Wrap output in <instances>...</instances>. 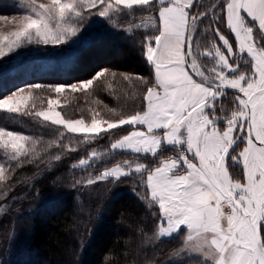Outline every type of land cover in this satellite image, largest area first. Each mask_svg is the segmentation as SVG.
<instances>
[{
    "label": "snow or ice",
    "instance_id": "6c2138e0",
    "mask_svg": "<svg viewBox=\"0 0 264 264\" xmlns=\"http://www.w3.org/2000/svg\"><path fill=\"white\" fill-rule=\"evenodd\" d=\"M26 6V14L19 17L0 16L18 24L16 30L0 34V56L6 55L5 44L9 52L28 43L63 44L77 36L79 25L92 12L113 27V16L134 6L155 13L147 29L158 34L143 42L152 78H140L145 91L138 110L115 121L93 116L89 124L83 118H63L55 110L60 101L49 99V109L34 115L83 135L85 143L132 127L111 143V149L150 155V164L125 160L86 183L136 174L149 206L157 208L158 238L186 232L185 249L202 253L203 264H264V0H217L210 6L199 0H26ZM209 17L212 22L205 31H211L219 45L214 40L202 43L196 35L198 25ZM217 23L234 35L238 50ZM125 30H132L131 25ZM96 39L83 37L77 45L88 47ZM68 56L73 58L72 53ZM108 71L79 84H57L53 90L87 91ZM27 99L13 93L0 99V109L21 113ZM29 139L0 127V145L14 150L10 159L16 167L33 162L25 150ZM168 148L174 154L164 156ZM97 156L92 151L73 167H89ZM230 168L238 170L239 178ZM4 172L0 164V180L6 179Z\"/></svg>",
    "mask_w": 264,
    "mask_h": 264
},
{
    "label": "trees",
    "instance_id": "16d2710c",
    "mask_svg": "<svg viewBox=\"0 0 264 264\" xmlns=\"http://www.w3.org/2000/svg\"><path fill=\"white\" fill-rule=\"evenodd\" d=\"M0 6L1 13L9 12L5 4ZM125 13L113 16L116 27L107 19L97 24L90 37L98 39L90 46L77 45L74 50L67 47L74 51L69 63L55 62L39 74L34 69L4 73L0 84L5 87L0 90V97L11 91L7 84L30 74L22 85H41L33 90L36 103L45 106L49 98L61 95L59 109L67 118L98 116L118 120L133 114L145 91L140 78H152L143 42L157 33L136 27L139 21L154 16V12L134 6V10ZM130 25L132 30L126 31ZM103 69L109 71L87 91L74 93L66 88L56 94L53 90L57 84H79L91 79ZM229 96L232 91L228 90ZM26 112L0 111V125L31 134L38 141L39 151L32 163L14 169L9 178L10 189L5 188L7 182L0 184V196L7 192L9 203V210L0 216V264H203L196 258H170L183 244V231L157 241V208L149 206L138 175L121 177L117 188L95 206L81 200L79 186L106 168L125 160L150 164V155L111 149V143L130 127L118 128L85 143L83 135L46 122L33 111ZM92 151L98 156L89 167H73ZM171 151L168 148L163 155L170 156ZM56 156L60 159H54ZM236 170L230 168L239 178ZM16 196L20 199L12 202Z\"/></svg>",
    "mask_w": 264,
    "mask_h": 264
},
{
    "label": "rangeland",
    "instance_id": "374dc122",
    "mask_svg": "<svg viewBox=\"0 0 264 264\" xmlns=\"http://www.w3.org/2000/svg\"><path fill=\"white\" fill-rule=\"evenodd\" d=\"M216 2H217V0H199V3L209 5V6L212 3H216ZM2 3L5 4L9 8V12H7V13H1L0 12V16H8L9 18H11L13 16L19 17L21 15L26 14V12H27L26 0H0V4H2ZM196 10L205 11L206 9H204V8H199V9L194 8L193 9V11H196ZM218 11H219V9H217V12ZM104 19H106V18L97 15L95 12H92L91 14H86V18L79 25L80 32H78L77 36L71 38L70 40H67L63 44L55 45V44H51V43L50 44L28 43V44L22 45L19 48H14V51H11V52L8 51L7 45L5 44L3 47H4V51H5L6 55L0 56V79L2 78V75L4 73L17 74L21 70L24 71V70H33L34 69L35 72L37 74H39V72H41L43 70H47L55 62H60L63 64L69 63L70 61H72V59L69 58L68 54L74 53L73 50H74V47L75 48L77 47V41L83 37H90L91 34L93 33L94 27L97 26V24H100V22L104 21ZM211 22H212L211 17H209L208 19H205L202 24H199L196 35L202 43L207 44V43L214 40L215 43H217L219 45V44H221V42L217 38L214 37V34L211 31H207V32L205 31V29H208L209 24ZM142 23L144 26H142L141 28L147 29V25L149 23V18L139 21L137 25H140ZM215 26L221 28V30L224 33V35L226 36V38H228L230 43L233 44L234 50H237L236 42H235L234 38L232 37V34L229 32V30L223 24H220V23H217ZM17 27H18V24H16L15 22H10V20L9 21L0 20V34H7L11 31L16 30ZM69 46H71L70 48L73 50L68 49L67 47H69ZM63 47H65L67 49L66 52H64V49H62ZM111 51H113V50H111ZM201 59L206 64L210 63L208 61L207 57H201ZM22 75H24V74H22ZM30 76H31L30 74H27L26 76H23L24 78H22V79L17 78L16 80L7 84L9 87H11V91L9 93L1 96L0 99L6 97L8 95H11L13 93H16L17 95L27 96L28 99H27L26 104L21 105V109H22L21 113L26 112L28 110L33 111V113L47 111L49 109L48 100L49 99H57L60 101V104H59V106L56 107L55 110L60 111L59 107L62 104V99L60 98L61 95L54 97V98H49L47 100L45 106H41V104L36 103L38 101V99H37V96L34 95V93H33V90L35 88H30L29 87L30 85H27V84L22 85V84L26 83L24 81V79L27 77H30ZM4 87L0 84V90H3ZM20 89H23L24 91L23 92L18 91ZM29 92H31L30 96L28 95ZM228 99H231V96H229ZM228 99H225L224 103H225V106L229 107V110H231V105L228 103ZM0 111L8 113L4 109H0ZM26 113H28V112H26ZM29 113H32V112H29ZM9 114H17V113H9ZM61 114H62L63 118L70 119V118L65 117L62 112H61ZM95 117L97 119L106 120V119H103V118L98 117V116H95ZM77 119H81V118H77ZM83 119L85 120L86 123H89V124L91 123V119H85V118H83ZM72 120H76V119H72ZM109 121H115V120H109ZM0 127L5 128L6 131H14L18 134H22V135L29 137L30 139L28 141L24 142L25 143V150L30 151L32 160L38 156L39 151L37 150V147H36L38 145V141L35 137H33L29 133L17 131V130L11 129V128L3 126V125H0ZM64 129H65V131H67L66 128H64ZM133 130L134 129L132 127H130V130L127 133H125L124 135L128 134L129 132H131ZM79 135H81V134H79ZM5 139H7V138L5 137ZM13 151L14 150L11 149L10 146L5 148L2 145H0V164L4 165V168H5L4 175L6 177V179L0 180V184L2 185L3 183L7 182V185L5 186V188H8V189H10V186H11L9 184V178L11 176V173L14 171L15 168H17L15 165V162L11 161V159H10ZM113 151L131 152L130 150H113ZM171 152H173V153L170 154V156L174 154V150ZM131 153H133V152H131ZM134 154H137V153H134ZM25 164H29V163L24 162L21 165H25ZM143 164H146V163H143ZM114 166H111V167H114ZM111 167H109V168H111ZM28 168L30 169L31 165ZM236 171H238V170H236ZM92 179H95V177ZM119 180H120V178L119 179L107 178L105 180L98 181V182L93 183L91 185L84 183L82 186H79V190H78L79 196H80L82 201L87 200L90 205L95 206L96 204L101 202L102 199L106 195H108L109 192L111 193L114 189L117 188V183L119 182ZM1 188H3V187H1ZM7 195H8V193L5 192L0 196V216L5 214L9 210V208H8L9 203L6 201ZM2 196H3L4 200L2 199ZM16 199L19 200L20 197H17V196L13 197L12 202ZM17 210L18 209H16V211ZM183 233L185 234V236H184V239H185L187 233L184 231H183ZM155 236H156L157 241L163 239V238H158L157 231H156ZM164 238H168V237H164ZM185 257L196 258V259H199L203 262L205 259L202 253H199V252H196L193 250H186L185 245H184V240H183L182 246L176 252H174L170 256V258L172 260H182Z\"/></svg>",
    "mask_w": 264,
    "mask_h": 264
},
{
    "label": "water",
    "instance_id": "95a60500",
    "mask_svg": "<svg viewBox=\"0 0 264 264\" xmlns=\"http://www.w3.org/2000/svg\"><path fill=\"white\" fill-rule=\"evenodd\" d=\"M232 37L234 38V35L232 34ZM234 40H235V38H234ZM237 46V45H236ZM237 50H238V46H237ZM229 91H232V90H229Z\"/></svg>",
    "mask_w": 264,
    "mask_h": 264
}]
</instances>
